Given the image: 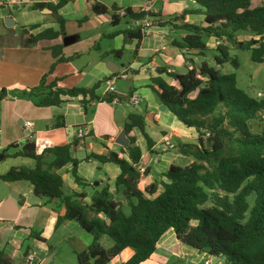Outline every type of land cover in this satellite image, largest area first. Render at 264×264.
Listing matches in <instances>:
<instances>
[{
    "label": "crops",
    "instance_id": "obj_1",
    "mask_svg": "<svg viewBox=\"0 0 264 264\" xmlns=\"http://www.w3.org/2000/svg\"><path fill=\"white\" fill-rule=\"evenodd\" d=\"M1 1L0 92L5 90L6 97L0 101V153L7 150L9 157L0 162V248L21 264H42L52 257L48 263L51 264L56 256L63 258L72 254L77 257L91 245L93 237L75 221L67 220L57 226L58 219L66 214L65 207L61 204L45 205L44 200L34 194L29 182H5L1 179L12 168L35 167L33 159L17 153L27 141L35 142L38 155L49 148L72 146L71 156L79 162L78 175L86 185L80 186L74 181L70 163L58 171L64 181V192L85 193L86 202L90 204L93 193L108 186L111 199L121 202L124 210L129 212L124 189H116L115 186L119 167L102 164L95 159L86 161V158L92 154L114 152L127 159V155L121 154V148L128 144L120 145L118 141L125 125L130 123L129 116L134 113L128 108L131 106L145 116L146 132L156 144L154 153L150 154L140 130L134 128L130 134L142 152L140 190L144 191L158 182L174 164L173 159L181 156L175 152L168 155L156 152L159 136L163 144L173 140L180 146L197 144V132L181 124L167 109L161 111V105L149 86L152 78L158 76L175 84L166 74L160 75L162 69L184 74L190 61L197 65L204 62L198 55L204 57L206 53L176 46L175 42L182 43L188 34L180 29L183 24L199 27H207V24L203 15L180 17L186 9L198 7L194 0L189 6L184 0H163L160 7L159 0H57L58 4L50 3L51 9L46 7L43 10L34 6L49 3L33 0L15 11H10ZM251 1L253 6L264 4V0ZM95 2L106 6L109 12L96 14L93 11ZM127 9L134 13L144 9L155 16H147L137 23L119 16V11ZM114 14L120 17L117 26L112 24ZM9 18L12 21L7 24ZM158 21L171 23L159 26L156 25ZM144 22L151 23L150 34L140 42L126 41L121 33L112 35L141 27ZM40 35L43 36L38 39ZM66 38H69L67 45L64 44ZM205 42L208 51L216 50L214 37L207 38ZM122 74L128 78L122 79ZM44 79L47 84L57 82L59 88L64 89L92 88L99 83L96 95L102 100L91 102L86 109L82 105V96L64 97L60 106L38 107L21 96L25 90L38 87ZM108 79H115V93L109 92ZM133 96L139 99L137 106L131 101ZM109 97L111 102L105 100ZM26 122L31 123V130L25 128ZM79 127L86 133L80 140L75 135ZM44 160L50 162L52 156L47 154ZM160 164L165 166L164 170ZM161 180L165 181L164 178ZM95 182L100 185L95 186ZM162 190L159 186L158 193ZM101 217L105 219L103 215ZM107 241L108 237H104L102 244ZM32 254L34 261L26 263V258ZM132 254L133 250L127 248L108 264H124ZM207 261L223 264L217 258L182 245L170 230L160 238L150 259L142 264H207Z\"/></svg>",
    "mask_w": 264,
    "mask_h": 264
},
{
    "label": "trees",
    "instance_id": "obj_2",
    "mask_svg": "<svg viewBox=\"0 0 264 264\" xmlns=\"http://www.w3.org/2000/svg\"><path fill=\"white\" fill-rule=\"evenodd\" d=\"M194 1L198 7L186 9L180 17L203 15L207 27L183 24L180 29L188 34L182 43L175 42L176 46L204 54L208 51L204 37H214L223 41L216 47L219 53L214 57L216 65L231 63L238 68V62L230 56L232 49L250 51L253 62L264 63V4L253 6L251 0ZM46 7L52 8L50 4L34 6L40 10ZM93 11L106 14L109 9L95 2ZM125 12V17L132 20L155 16L130 9ZM112 19V24L117 26L120 17L114 14ZM170 23L158 21L156 25ZM119 33L126 41L140 42L146 37L141 27L112 35ZM240 33L251 38L239 41ZM60 34L63 36V31ZM189 63L184 74L166 68L160 70V75L166 74L174 85L158 76L152 78L149 88L160 105H165L185 127L197 132L196 145L180 146L182 154L193 158L192 164H171L158 182L140 190L142 152L130 134L134 128L139 129L150 154L154 153L156 144L146 132L145 116L139 112L131 114L130 123L125 125L129 143L121 148V154L127 155V159L114 152L86 158V161L95 159L119 167L115 186L124 189L129 212L121 202L111 199L108 186L95 191L90 204L85 193L64 192V181L58 171L70 163L74 181L80 186L86 185L78 175L79 162L71 156L72 146L49 148L38 155L35 142L27 141L17 155L33 159L35 167L12 168L1 178L5 182H29L45 205L65 207L66 214L58 219L57 226L67 220L75 221L93 237L91 245L77 254L78 264H108L127 248L133 254L124 264H142L150 259L160 238L170 230L182 245L222 259L224 264H264V99L240 90L233 73L224 74L205 62ZM98 87L99 83L92 88L64 89L57 82L47 84L44 79L38 87L25 90L21 96L38 107L60 106L64 97L82 96L86 109L91 102L102 100L96 95ZM4 97L5 90L0 92V101ZM105 100L111 102L112 98ZM254 122L258 125L257 131L253 130ZM47 154L52 156L50 162L44 160ZM8 157L7 150L1 152L0 162ZM159 186L163 188L161 193H158ZM104 237L112 241L108 248L102 244ZM0 264L21 263L0 248Z\"/></svg>",
    "mask_w": 264,
    "mask_h": 264
},
{
    "label": "rangeland",
    "instance_id": "obj_3",
    "mask_svg": "<svg viewBox=\"0 0 264 264\" xmlns=\"http://www.w3.org/2000/svg\"><path fill=\"white\" fill-rule=\"evenodd\" d=\"M162 1L163 0H159L158 7L162 5ZM172 1L175 2L176 0H172ZM184 1L185 2L187 1L188 6L190 5V3H193V0H184ZM250 38H251V35H248L246 33H240L238 35L239 41H247ZM206 40L207 38L204 37V41ZM218 54L219 53L216 50H212V51L210 50L206 52L204 57L202 55H198V56H200L199 58L200 61L204 60V62L208 63L210 66H215L219 68V70H221V72L224 74H232V73L235 74L236 81H237V87L240 90L247 92L250 96L255 97L256 94L259 92L264 93V63L259 64V63L253 62L251 60L250 51H243V50H237V49H232L230 51L231 58L235 59L238 62V65H239L238 68H235L231 63H227L222 67L216 65V63L214 62V56ZM188 65L190 66V63ZM141 106H143V104ZM128 108L131 112H134V113L137 112V110H135L132 106ZM151 126L152 125L150 124V129H151ZM257 126H258L257 123L255 122L252 123V127L254 131L258 130ZM147 130L149 131V127L147 128ZM160 138L161 136H159L157 139L156 152H158L159 154H167V155L171 154L172 152H175L176 154H180L181 156L179 158L173 159L174 164H177V165L188 166L193 163L194 160L192 157L186 156L179 151L180 145L179 143L176 144L175 140H173L174 142L171 143L172 147L168 148V150L165 152L164 150L166 149V146L163 144V142L162 143L160 142ZM189 138L190 136H188V139ZM160 168L164 170L165 166H161ZM249 200L252 202L253 198H250ZM103 245L108 248L112 245V241L108 238V241L104 242ZM66 255L67 256H64L63 258L56 256L53 259L51 264H78L77 257L72 256V254H66Z\"/></svg>",
    "mask_w": 264,
    "mask_h": 264
},
{
    "label": "built area",
    "instance_id": "obj_4",
    "mask_svg": "<svg viewBox=\"0 0 264 264\" xmlns=\"http://www.w3.org/2000/svg\"><path fill=\"white\" fill-rule=\"evenodd\" d=\"M32 2H33V0H2L1 4L3 6H5L6 8H8L10 11H15L17 8L22 7V6L26 5V4H30ZM44 2L45 3H49V4L50 3L51 4H58L57 0H44ZM140 12H146V10L143 9ZM118 14H119V16H125L126 12H125V10H121ZM136 21H137V23H141L140 20H136ZM150 27H151V23H149V22H144L143 24H141V28L143 29V32L145 33V36H148L150 34V31H149ZM222 42H223L222 40L215 39L214 46L218 47L219 45L222 44ZM120 77L122 79H127L128 78V76L126 74H122ZM107 84L109 86V89H108L109 92L110 93H115V79H108L107 80ZM255 97L258 98V99H264V93L259 92V93L256 94ZM131 101H132L133 105H135V106H137L139 104V99H138L137 96H133ZM114 103H117V101L115 100ZM25 128L27 130H31V123L30 122H26L25 123ZM85 134L86 133H85V130L83 128L79 127V128H77L75 130V135H76L78 140L82 139L85 136ZM164 144L166 146V149L172 147V144L169 141H165ZM34 259H35V256L33 254L29 255L26 258V263H31V262L34 261ZM219 261H221V263L224 264L222 259H219ZM206 263L207 264H211V261H207Z\"/></svg>",
    "mask_w": 264,
    "mask_h": 264
},
{
    "label": "water",
    "instance_id": "obj_5",
    "mask_svg": "<svg viewBox=\"0 0 264 264\" xmlns=\"http://www.w3.org/2000/svg\"><path fill=\"white\" fill-rule=\"evenodd\" d=\"M12 18H9L8 21H6V23L8 24L9 20H11ZM12 21V20H11ZM69 40V38H66L64 40V44L67 45V41ZM167 107L165 105H161L160 106V110L161 111H166ZM118 143L120 145H127L129 143L128 138L126 136V131L124 130V132L121 134L120 140L118 141ZM52 257H49L48 259H46L42 264H48L51 261Z\"/></svg>",
    "mask_w": 264,
    "mask_h": 264
}]
</instances>
